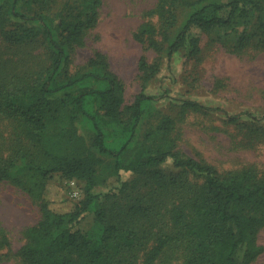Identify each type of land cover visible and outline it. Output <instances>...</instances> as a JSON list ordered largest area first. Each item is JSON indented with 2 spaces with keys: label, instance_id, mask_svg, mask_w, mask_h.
<instances>
[{
  "label": "trees",
  "instance_id": "trees-1",
  "mask_svg": "<svg viewBox=\"0 0 264 264\" xmlns=\"http://www.w3.org/2000/svg\"><path fill=\"white\" fill-rule=\"evenodd\" d=\"M184 1L158 0L148 12L157 22L145 21L135 38L162 52ZM252 3L229 0L195 11L169 43V59L183 49L190 57L199 55L201 39L190 35L194 27L206 33L231 27L248 16ZM102 5L103 0H12L9 14L0 15V181L26 193L41 212L38 224L23 231L25 242L15 254L0 223V262L252 264L264 253L258 240L264 231V171L247 167L223 174L173 148L137 151L133 142L144 105L155 98L144 92L125 108L131 116L128 139L119 149L108 147L106 122L123 124L124 83L101 51L71 72L74 55L100 22ZM139 70L145 85L160 66L142 56ZM91 79L105 86L82 88ZM90 101L105 113L91 111ZM185 105L204 113L219 111L197 101ZM80 116L93 122L95 145L112 154L118 175L146 177L144 191L122 181L119 188L99 192V159L78 132ZM226 116L228 123L241 124V115ZM173 128L168 118L159 130L167 136ZM257 129L263 136L264 125ZM57 175L86 182L85 198L63 212L47 198ZM92 212L94 227L86 231L82 225Z\"/></svg>",
  "mask_w": 264,
  "mask_h": 264
},
{
  "label": "rangeland",
  "instance_id": "rangeland-1",
  "mask_svg": "<svg viewBox=\"0 0 264 264\" xmlns=\"http://www.w3.org/2000/svg\"><path fill=\"white\" fill-rule=\"evenodd\" d=\"M186 1L191 0H185L178 6L176 24L168 29L169 42L158 53L135 38L145 21L157 22L158 17L148 12L156 8L158 0H103L100 22L88 33L84 46L74 55L71 72L83 68L96 51H101L124 83L126 101L123 109L131 106L142 92L155 97L144 105V116L133 142L139 148L137 151L173 148L205 160L223 174L247 167L264 171V131L260 137L257 129L264 125V0H253L248 7V16L231 27L216 28L208 33L194 27L190 35L201 39L200 54L190 57L188 49H183L169 59V43L183 30L195 11L204 6L229 2L203 0L201 4L188 6ZM11 3L12 0H0V15L9 14ZM142 56L160 66L159 73L145 85L139 70ZM104 86L103 81L91 79L82 88ZM188 101H197L219 111H195L185 107ZM89 103L94 113H105L97 101ZM226 113L241 115V124L228 123ZM246 113L262 121L254 120ZM168 118L174 121V128L165 136L159 127ZM122 119L123 124L106 122L109 148L119 149L129 137L131 116L127 109ZM76 127L99 159L97 170L102 182L99 192L119 188L122 181L137 184L136 192L146 189L144 175L126 171L118 175L112 154L102 153L95 145L97 131L88 117L80 116ZM252 129L256 132L252 133ZM85 189L84 180L57 175L47 191V198L55 210L63 212L85 198ZM40 219L37 203L17 187L0 181V223L9 232L13 254L25 242L23 231L38 224ZM93 227L94 212L82 225L86 231ZM258 240L264 246V231ZM0 264L17 262L1 261ZM252 264H264V253Z\"/></svg>",
  "mask_w": 264,
  "mask_h": 264
}]
</instances>
